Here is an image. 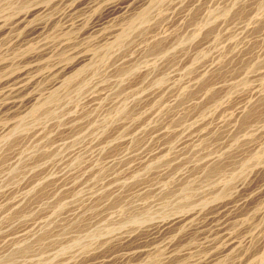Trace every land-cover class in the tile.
<instances>
[{
    "label": "rangeland",
    "instance_id": "obj_1",
    "mask_svg": "<svg viewBox=\"0 0 264 264\" xmlns=\"http://www.w3.org/2000/svg\"><path fill=\"white\" fill-rule=\"evenodd\" d=\"M0 264H264V0H0Z\"/></svg>",
    "mask_w": 264,
    "mask_h": 264
}]
</instances>
